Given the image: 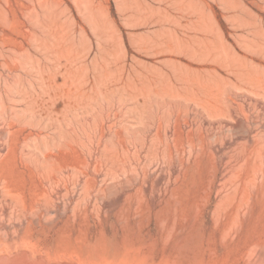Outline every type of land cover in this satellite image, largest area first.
Here are the masks:
<instances>
[{
  "label": "rangeland",
  "instance_id": "rangeland-1",
  "mask_svg": "<svg viewBox=\"0 0 264 264\" xmlns=\"http://www.w3.org/2000/svg\"><path fill=\"white\" fill-rule=\"evenodd\" d=\"M0 145V257L264 264V0H0Z\"/></svg>",
  "mask_w": 264,
  "mask_h": 264
},
{
  "label": "bare ground",
  "instance_id": "bare-ground-1",
  "mask_svg": "<svg viewBox=\"0 0 264 264\" xmlns=\"http://www.w3.org/2000/svg\"><path fill=\"white\" fill-rule=\"evenodd\" d=\"M5 13V12H4ZM5 17V16H4ZM58 87L57 86H54V85H49V93H48V96H47V98L50 100V99H52L55 95H56V89H57ZM57 96H55V98H56ZM43 109H46V110H48V108H43ZM46 115L48 114L46 111H43ZM4 151V147L2 146V145H0V152H3ZM61 152V154L63 153V151L62 150H60ZM2 154L0 153V161L2 160V156H1ZM47 179L48 180H45V185H46V183H47V181H50L49 180V178L47 177ZM5 191V195H7L8 197H9V199L10 200H12V201H14V202H16L17 204H19L20 206H22V198H21V196H20V194H12L10 191H6V190H4ZM141 197V196H140ZM44 201V202H48V200H47V194H45V193H43V194H41L40 195V197L38 198V200L36 201V203H38V202H40V201ZM138 200V199H137ZM136 200V201H137ZM135 201V202H136ZM137 204H138V201H137ZM139 209V208H138ZM30 210V212L32 213V214H35V213H37V211L34 209V208H30L29 209ZM45 211L47 212L48 211V209H45ZM134 211V210H133ZM136 211V210H135ZM5 229V227L3 226V225H0V232L2 231V230H4ZM23 239H25V238H23V237H19V236H17V237H15V235L13 236L12 235V237H11V243H12V247L10 246V249H12L13 247H14V245H16L17 243H19V242H23L24 240ZM26 240V239H25ZM28 244H29V242H28ZM5 247H9V246H5ZM32 247V246H31ZM30 249H32V248H30ZM23 250V249H22ZM35 251H37L36 249H35ZM26 252H28V250L26 251ZM26 252H23V251H21V250H18L17 249V252H16V254L14 255V257H12V258H6L5 256H2V257H0V264H50V263H47L46 261V263H44V259H42V257H41V255H40V257H36L35 255H33V254H29V253H26ZM33 252V251H32ZM64 253V252H63ZM63 253H61V254H63ZM38 255V254H37ZM64 255L66 256V253H64ZM56 256H58V254L56 255ZM63 256V255H62ZM5 257V258H4ZM45 257V256H44ZM55 257V256H54ZM58 257H60V256H58ZM64 257V256H63ZM52 259V258H51ZM55 259V258H54ZM58 259V258H57ZM67 260H68V258H66ZM60 260V259H59ZM61 262V261H60ZM59 262V263H60ZM62 262H64V263H61V264H69V263H65V261H62ZM58 263V261H57V264H59ZM71 264V263H70Z\"/></svg>",
  "mask_w": 264,
  "mask_h": 264
}]
</instances>
